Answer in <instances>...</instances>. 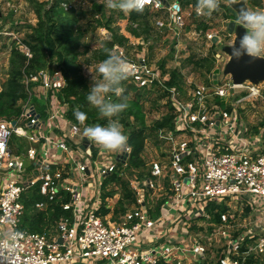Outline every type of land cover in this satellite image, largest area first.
<instances>
[{
    "label": "built area",
    "instance_id": "1",
    "mask_svg": "<svg viewBox=\"0 0 264 264\" xmlns=\"http://www.w3.org/2000/svg\"><path fill=\"white\" fill-rule=\"evenodd\" d=\"M163 2L145 0V7L153 4L162 8ZM177 8L172 23L181 34L185 26ZM204 36L210 42L215 39L210 33ZM25 54L29 56L28 51ZM139 71L142 74L133 77L139 88L150 87V71L142 67ZM155 77L152 79L167 93L174 116L173 129L157 133L167 147V159L148 163L149 176L132 188L136 210L126 211L116 222L108 218L111 213L102 216L100 212L102 185L101 192L94 196L84 177L90 173L88 165L75 162L73 137L82 140L77 147L83 159L90 154L86 149L88 139L79 127L71 124L60 136L50 135L49 121L62 116L63 106L44 119L33 105H26L27 98L19 117L0 120V264H173L187 250L181 249L185 240L167 236V228L174 233L173 227L180 226L181 235L187 239L189 220H210L217 214L225 236L223 229L235 216L230 215V209L243 206L252 208L256 220L245 237L228 244L230 250L218 264H246L248 259L264 264V123L249 127L238 113L244 104L262 99L264 88L246 81H212L205 87L196 85L189 100L183 102L179 97L181 85L179 89L166 88L163 84L167 80L161 83ZM34 82L48 91L65 84L58 72L25 74L27 93ZM213 99L232 101L229 107H223L213 104ZM14 137L30 144L26 153L17 152V145H12ZM120 156L116 164L126 166L129 151ZM70 158L72 163L68 161L66 165L71 166H66V171L62 161ZM116 164L101 167L99 178L110 176ZM53 165L57 169L52 175L48 170ZM34 186H39L40 194L48 196L49 201L61 191L70 196V203L62 204V209L71 212V219L51 229L48 236L20 228L21 196ZM151 192H159L164 199L156 219L150 216L155 209L150 205L153 200L148 202L147 198ZM41 207L36 205L37 209ZM191 251L196 262L206 260L208 252L204 248L195 246Z\"/></svg>",
    "mask_w": 264,
    "mask_h": 264
},
{
    "label": "rangeland",
    "instance_id": "2",
    "mask_svg": "<svg viewBox=\"0 0 264 264\" xmlns=\"http://www.w3.org/2000/svg\"><path fill=\"white\" fill-rule=\"evenodd\" d=\"M165 3L162 8L155 7L153 4L148 5V11L150 13V21L148 27H143L140 23V27L134 25L138 32L140 33L139 38H131L126 45L121 47H115L114 53L117 56L123 57L127 65L131 64L128 68H131L129 72L128 84L133 83L136 88L139 89L138 93L130 92L128 95V100H138V106L143 115L142 125L149 131V128L154 127L157 123H160L166 116L172 114L170 109L171 103L168 101L167 96H165L161 89L159 88L156 81L152 78H158L159 82L168 80L169 75L172 71L178 70L181 76V90L179 93L180 100L185 102L189 100L191 93L195 86H208L212 81L218 82V84L230 81L232 78L230 74H226L225 70L227 65L231 61V56L228 49L233 46L236 41V28L240 24L237 20L233 18V21H229L225 18L227 8L230 15L232 12L229 7L230 2H240L241 0H221V7L217 12H214L210 17L201 16L197 14L196 8L192 5L193 0H187L190 2L187 6H182L181 2L183 0H164ZM246 3L247 0H245ZM55 2V0H0V87L9 80V70L12 65V60L14 61V66H23L22 70L30 65L29 61L32 58V52L28 47V44H32V31L30 27L36 25V14L35 10L38 6H48L49 3ZM59 3L60 9L66 13L65 21H69L72 27H79L85 32V37L83 43L88 47L89 51H93L99 48L100 43L105 40L111 39L112 33H120L121 30H127L130 25L124 20H120L118 14L122 11L119 10H109L106 7V0H56ZM103 4L104 18L102 20L108 21L112 20L111 24H106L104 27H95V23L91 26H87L88 22H91L93 18L92 4L93 3ZM197 2V0H196ZM250 10H258L259 7H253L248 3ZM263 5V4H262ZM261 5V6H262ZM176 6V7H175ZM177 6L179 8L178 14L182 17V22L184 24V29L181 34L176 31V24L172 23L173 15L177 13ZM260 6V8H261ZM177 8V9H176ZM259 8V10H261ZM176 9V10H175ZM264 10V9H263ZM125 16L128 14L122 12ZM97 18V17H95ZM104 22V23H105ZM202 22L208 26L207 30H210V34L215 36L213 42L207 40L206 36L199 31H196V26L198 23ZM231 24H233L231 26ZM147 30V31H146ZM12 51H17V57H14ZM26 51H28L29 56H26ZM91 53L82 55L78 58L81 64L82 74L87 84L91 87L93 83L100 81V75L96 71L98 64H94L92 61L90 64L86 63V60H90ZM25 58V61L23 60ZM191 58L192 62H189ZM204 58L206 61L202 63L200 61ZM143 59V62H142ZM200 61V62H199ZM47 60L43 63L42 68L39 70H33L36 74L40 72L50 74H55L53 72H58V67L56 63H52L51 66L47 64ZM197 63H201L200 65ZM209 66L212 68V72L207 73ZM146 68L150 71V78L148 79V88H139L135 79L131 76L141 75L140 68ZM50 71H49V70ZM28 77L31 71H27ZM25 72L24 75L27 74ZM34 72L31 73L34 75ZM59 73V72H58ZM155 74V76L153 75ZM22 78V79H23ZM152 81V82H151ZM151 82V83H150ZM186 82H191L189 86ZM248 84H254L249 80H246ZM34 85L28 86V104L27 106H34L39 113H43V118L48 119L51 113L59 108L58 101L54 96H51L48 90L42 89L39 83L34 82ZM256 86L264 88V80L259 81ZM259 87V88H260ZM261 91H264L261 89ZM262 99L258 101H252L248 104H244L241 109L238 110L241 120L248 124V126H254L255 128L261 127L264 123V92H262ZM140 96H137L139 95ZM115 100L116 97H113ZM213 104L221 105L223 107H229L232 99L217 100L213 99ZM24 105L23 101L15 103L16 108H22ZM64 108V107H63ZM61 110V109H60ZM61 117L56 120H50V135L60 136L58 129L62 127V130H67L71 122L61 121ZM131 125H134L133 118L129 119ZM132 122V123H131ZM136 124V122H135ZM80 130V129H79ZM84 130V129H83ZM124 133L126 129H124ZM162 130V129H161ZM82 133V129L80 130ZM158 132H154L149 135L145 143V148L143 151V158L145 160L146 166L143 169H129L125 168L123 165L122 169L118 171V176L127 183L130 189L133 185L142 182L145 178L149 176L148 163L151 160L165 161L167 159V147L159 140ZM83 134V133H82ZM76 144V161L80 162L82 165L87 164L88 167H92L89 174L84 175L85 179L88 181L89 188H93L91 193L94 196L98 195L100 191V184L102 185V180L98 176V170L107 165L116 164V161L121 159L120 155L115 153L106 152L99 145L88 139L86 149L90 151L93 147L97 149V155L92 158L91 155H87L86 159H83V154L79 151L78 145L82 140L77 137L72 138ZM71 139V140H72ZM17 143L12 140V143ZM23 145V152L29 148L30 144L24 140H21ZM16 145V144H14ZM86 155V152L84 153ZM124 158V157H123ZM72 163L71 158L66 159L62 162L64 170L68 161ZM120 161V160H119ZM119 163V162H118ZM117 163V164H118ZM116 164V165H117ZM67 171V170H66ZM83 177V175H81ZM73 180V179H72ZM76 181V180H75ZM101 182V183H100ZM165 188L168 186L163 184ZM92 186V187H91ZM113 187L107 186V191ZM88 188V187H87ZM166 190V189H165ZM163 192V191H162ZM97 198V197H96ZM149 198L148 202L153 200L150 204L152 208H156L159 203L163 205V197L160 193H152L147 195ZM119 199V195L113 196L112 199H107L105 206L112 210L116 202ZM136 203L126 204V211L136 210ZM251 208V207H250ZM249 206L237 207V209H230V215H235L231 224L227 226V229H223L225 236L222 235V227L219 223L218 217H211L210 220L205 218L198 219V217H193L192 220L188 221V226L190 229L187 230L186 236L181 235L180 226L173 227V231L167 228L169 237L171 234L173 236L177 235V238H181L183 245L181 249L187 250L181 256L180 260L173 262V264H218V260L221 256L229 252V243L235 242L237 239L245 237L250 224H254L256 217L253 210ZM228 209V208H227ZM155 210V209H154ZM235 212V213H234ZM123 216V215H122ZM121 215L119 217H122ZM151 216V213H150ZM160 215L154 216L152 218L156 219ZM111 222L113 221L112 214L108 215ZM221 230V231H220ZM170 231V232H169ZM195 246H199L207 250L208 254L205 261L196 262L197 257L192 256V249ZM231 256H235L232 254ZM172 257L171 259H173ZM250 264H259V262L253 261Z\"/></svg>",
    "mask_w": 264,
    "mask_h": 264
},
{
    "label": "trees",
    "instance_id": "3",
    "mask_svg": "<svg viewBox=\"0 0 264 264\" xmlns=\"http://www.w3.org/2000/svg\"><path fill=\"white\" fill-rule=\"evenodd\" d=\"M247 1L254 7H259L264 3V0ZM196 3V0H193L192 5L194 8H196ZM189 4L190 2L187 0L181 2L182 6H187ZM58 7L59 3L55 0V2L49 3L48 6H38L35 10L36 25L30 27L33 36L31 38L32 44H28L33 56L29 61L30 65L24 68V70L21 69V67H23L22 65L18 67L14 66V61L12 60V65L9 70V80L3 85V88L0 87V120H10L20 116L22 108H16L14 105L28 98L22 75L27 71L33 73V70L41 69L43 63L47 60L49 66H51L53 62L56 63L58 72L62 75L65 83L64 86L58 90H49L51 96H54L58 101L59 107H64V109H62L61 121L71 122L84 132L83 129L86 126L95 124L106 125L107 120L101 118L97 110L92 108L87 102L86 97L90 91V86L81 73L82 66L78 58L82 55L91 53L90 60H86V63L90 64L92 61L94 64H99L108 58L109 53H114L115 47L126 45L130 37L139 38L140 33L136 27H140L141 24L143 27L147 28L150 21V13L148 7H145L141 13L133 12L127 16L120 12L118 14L120 20H125L130 27H128L126 31H124V29L121 30V34L112 33L110 40L102 41L99 48L89 51L88 47L83 43L85 37L84 30L79 27L74 28L69 21H65L64 18L67 14ZM103 10V4L93 3L91 9L93 18L90 20L91 22H88L87 26H91L92 23H95V27H104L106 24H111L112 20L106 22L102 20L105 17L102 13ZM225 11H227L225 18L233 20V16L229 14L227 8H225ZM134 25H136V27H133ZM207 28L208 26L200 22L195 29L203 34H209L211 31L207 30ZM12 54L14 57L18 55L17 51H12ZM23 60L25 61V58H23ZM200 61L203 63L206 60L202 58ZM189 62H192L191 58ZM197 64L200 65L201 63ZM206 72L209 74L212 72L211 66H209ZM27 74L29 73L27 72ZM131 77L133 80V76ZM128 79L130 80L131 78L128 77ZM128 79L122 82V87L125 89V95L129 106L125 111L120 113L118 117L123 128L126 129L125 134L129 137L128 144L130 146V151L125 168L127 170L143 169L146 163L142 154L147 138H149V135L161 129H173L174 116L173 114L166 116L160 123L149 128L147 132V129L142 125L143 115L139 109L138 100H128L130 92H139V89L136 88L132 82L129 84L127 83ZM180 84L181 76L178 70H174L170 73L168 80L165 81L163 85L166 88L176 87L179 89ZM161 92L165 96L167 95L166 92L162 90ZM137 96H140V94ZM77 111L86 114L87 118L83 123L77 120L75 116ZM130 118H133L134 125L130 124ZM62 127L55 133H61ZM13 140L18 142V144L14 142L12 145L16 144L17 152L22 153L24 144L21 142V139L14 137ZM90 155L92 158H95L97 149L92 147ZM122 167L123 165L118 163L114 172L102 181L100 212L102 216L111 213L113 221L116 217L118 218L120 215L122 216L125 214L126 204L136 203L134 191L128 187L127 183H125L120 176H118V171L121 170ZM91 168L92 167L89 168V171ZM56 169V165L50 166L48 172L53 175ZM111 185H113V187L107 191L106 187ZM115 195H119L115 207L112 210L105 208L106 200L112 199ZM67 203H70L68 192L61 191L53 200L49 201L48 196L40 194L39 186L29 188L21 196L23 215L20 228L31 233L45 234L48 236L51 229L71 219V212L62 209V204ZM39 204H42V207L37 209L36 205ZM161 205L162 203H159L154 212H150L152 217L160 214ZM215 216L218 217L217 214ZM250 262H252V259H248L246 264H250Z\"/></svg>",
    "mask_w": 264,
    "mask_h": 264
},
{
    "label": "clouds",
    "instance_id": "4",
    "mask_svg": "<svg viewBox=\"0 0 264 264\" xmlns=\"http://www.w3.org/2000/svg\"><path fill=\"white\" fill-rule=\"evenodd\" d=\"M106 7L126 14L141 13L145 8V0H106ZM195 7L198 15L210 17L220 9L221 0H197ZM237 18L246 33L238 44L233 43L231 58L237 61L244 56L251 60L264 59V10L250 11L243 8L237 13ZM96 71L100 81L92 84L86 99L100 117L107 120V124L86 126L83 135L106 152L121 155L130 151L129 137L118 119L119 114L129 106L122 87V82L129 76L128 65L123 57L109 53L108 58L98 64ZM75 116L81 123L87 118L80 111Z\"/></svg>",
    "mask_w": 264,
    "mask_h": 264
},
{
    "label": "water",
    "instance_id": "5",
    "mask_svg": "<svg viewBox=\"0 0 264 264\" xmlns=\"http://www.w3.org/2000/svg\"><path fill=\"white\" fill-rule=\"evenodd\" d=\"M230 10L232 12V16L235 20L238 21L240 24L237 13L247 7L243 3H236V2H230L229 3ZM260 8V6H259ZM261 10L264 9V5L261 6ZM233 24H231L232 26ZM246 33V29L243 28V26L240 24L236 28V41L234 44L239 43V39ZM232 47L228 49L229 54H231ZM225 73L230 74L231 80L235 84H241L246 80H249L250 82L257 84L259 81L264 80V59H255L251 60L249 57L244 56L239 61L232 59L230 63L227 65V68L225 70Z\"/></svg>",
    "mask_w": 264,
    "mask_h": 264
},
{
    "label": "crops",
    "instance_id": "6",
    "mask_svg": "<svg viewBox=\"0 0 264 264\" xmlns=\"http://www.w3.org/2000/svg\"><path fill=\"white\" fill-rule=\"evenodd\" d=\"M248 2V1H247ZM236 3H243L246 7H247V9L248 10H250V7H249V5H248V3H246V1L245 0H241L240 2H236ZM251 5V4H250ZM263 5H264V3H263ZM252 6V5H251ZM254 7V6H253ZM259 9V8H258ZM251 11V10H250ZM229 21H233V20H229ZM245 82V81H244ZM40 148H42V147H40ZM43 149V148H42ZM18 151V150H17ZM52 151V150H51ZM22 153H24V152H22ZM27 165V167H29V165L28 164H26Z\"/></svg>",
    "mask_w": 264,
    "mask_h": 264
}]
</instances>
